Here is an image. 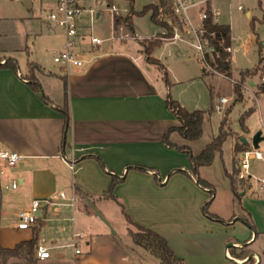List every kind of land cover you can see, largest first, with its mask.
Masks as SVG:
<instances>
[{
  "label": "crops",
  "instance_id": "1",
  "mask_svg": "<svg viewBox=\"0 0 264 264\" xmlns=\"http://www.w3.org/2000/svg\"><path fill=\"white\" fill-rule=\"evenodd\" d=\"M78 1L82 6L90 7L85 6L83 0ZM159 2L157 4L162 8L164 4ZM110 3L108 0L107 4ZM238 5L243 9L242 3L237 4V9ZM107 13L109 34L99 36L91 30L103 39L102 43L86 48L81 54L86 58L82 65L71 66L68 70L59 65L60 84L52 87L36 61H27L23 71L17 60L9 55L16 61L17 71L0 67V148L22 155L21 162L13 168L0 160V174L5 175L3 186L7 190L3 192L0 179V232L2 218L13 216L12 227L20 229L15 225L18 210L28 206L34 198L42 201L39 224L24 230V234L10 243L1 242L0 237V246L12 247L30 239L34 233L41 236L42 228H49L53 232L47 246L51 247L50 255L38 259L34 250L31 259L34 264H160L157 256L134 242L120 206L106 196L114 174L121 181L114 185L112 193L124 205L132 221L162 235L170 249L182 258L183 264H264V207L255 212L247 204V197L253 192L252 178H264L253 173L251 161H264V156L251 158L249 175L238 178L239 157L246 148L237 151L238 155L234 146L239 140L242 146L248 148L247 143H250L249 148L253 147L252 137L246 141L239 135L236 140V132L232 134L231 129L227 136L233 135L234 143L229 166L223 164L224 169H221L215 163V157L219 155L216 152L211 164L198 168L199 176L212 188L200 186L192 176L186 153L166 146L162 140L168 128L178 125L179 121L166 106L165 96L169 93L163 89L158 73L153 71V65L157 63L148 59L147 43L142 40H153L166 27L155 24L157 27L150 34H142L135 17L143 15L129 12L126 27L137 37L132 39L138 42L126 45L125 39H109L113 21ZM148 13L150 18V11ZM246 14L249 16V12ZM90 20L89 13L84 12L79 21L81 32L90 31ZM45 23L54 31L49 32L44 25L39 27L44 36H52L53 40L60 36L54 54L63 46V33L51 22L45 20ZM220 23L227 24L230 29V25L221 19ZM117 25L114 22L115 30ZM159 40L160 45L169 42ZM233 41L230 30L229 73H223L227 76L231 75ZM171 43L184 45L200 55L185 43ZM149 56L159 60L150 52ZM207 57V60L212 59V53ZM202 62L206 72L205 66L212 65ZM30 65H33L32 72L44 97L24 77ZM62 76L67 82L70 113V127L65 134L60 111L64 97ZM259 92L264 94V89L260 88ZM221 96L216 98L209 112H218L215 104ZM206 113L202 135L198 139L187 140L175 130L169 133L168 139L177 145L189 146L193 154H198L214 136L212 131L205 134V119L209 117ZM218 120L220 125L221 114ZM88 154L97 155L103 167L95 157L85 156ZM135 165L144 166L146 170L136 169ZM218 167L219 178L213 176ZM234 168L238 197L234 196L229 179ZM13 179L18 182L15 188L10 187ZM258 188L264 190L259 184ZM60 192L67 197L73 195L74 205L67 204L68 199L62 198ZM44 200H50L52 204H45ZM206 202L207 210L222 220L203 212ZM114 211L124 218L126 228L123 233L127 231L131 238L124 239L122 229H114ZM74 232L82 233L77 239L80 249L77 254L68 245Z\"/></svg>",
  "mask_w": 264,
  "mask_h": 264
},
{
  "label": "rangeland",
  "instance_id": "2",
  "mask_svg": "<svg viewBox=\"0 0 264 264\" xmlns=\"http://www.w3.org/2000/svg\"><path fill=\"white\" fill-rule=\"evenodd\" d=\"M118 10V13L125 14L127 10H140L147 3H158V0H109ZM167 0H164L165 5ZM213 4L220 10V19L230 25L231 36L235 39L232 42L233 51L231 53V75L227 76L220 72L214 65L205 66L203 71V62L200 55L194 53L190 48L171 42H164L161 45H155L150 55L158 58L164 65L167 72L166 78L161 76L164 72L161 67L153 65V71L159 75V81L170 96L177 99L188 110H205L209 117H206L204 124L205 134L211 131L214 135L219 129L218 117L224 120V128L232 134L236 132V140L239 135L246 141L257 131L264 137V94L260 95L259 90L264 89V0H212ZM85 6L92 8L106 7L108 0H102L96 3L95 0H83ZM242 3L243 9H237V4ZM162 4V5H163ZM167 6V5H166ZM164 8H167V7ZM249 12V16L246 14ZM88 15L86 16V18ZM47 18V9H40L37 1L34 0H0V56L12 55L21 69L24 71L26 62L36 61L43 68L46 78L52 87L60 84V75L62 74L59 65L53 61V50L58 46L60 36L54 40L51 37L44 36L39 27H47L49 32L54 31L49 27L45 20ZM136 24L142 34H150L157 25L149 18L147 12L141 17H135ZM109 16L106 11L100 12L90 20L94 33L99 36L109 34ZM39 32L41 34H36ZM53 33V32H52ZM59 33V32H58ZM152 39H158L157 36ZM149 45V39H143ZM137 40L125 39L126 45L135 44ZM260 47V52L259 48ZM28 49V50H26ZM10 57V56H9ZM259 59V61H258ZM230 60V58H229ZM4 58H0L3 62ZM258 65L257 72L239 84L240 92L233 93V86L236 82L238 71ZM211 65V64H210ZM38 67V66H37ZM234 78V80H232ZM249 80L256 82L251 84ZM167 83V84H166ZM259 94V95H258ZM225 95L229 98L223 105L221 112L210 111L209 108L214 104L217 97ZM254 99V96H257ZM248 110H251L244 116L243 123L241 116ZM232 129V130H231ZM234 136L225 137L222 144V151L215 158V162L221 169L229 166L233 154ZM250 143H247L249 148ZM240 149L247 148L241 145ZM262 156H264V138L258 145ZM239 155V152H236ZM214 160V157H213ZM235 161V159H234ZM224 164V167H223ZM217 169L216 175L220 177L221 171ZM251 169L258 177H264V161H251ZM236 169H234L235 171ZM4 174H0L3 192L6 179ZM253 192L247 197L249 208L256 209L264 207V190L258 188L257 180L252 178ZM94 209V208H93ZM92 209V210H93ZM115 212V211H114ZM100 219V215H97ZM102 220V219H101ZM1 242L10 243L16 237L24 234L28 229H14L12 227L13 216H7L1 220ZM114 229H122V237L128 239L130 235L124 234L126 223L119 213H114ZM23 230V231H22ZM53 233V232H52ZM49 228H42L39 233L44 239L45 246L50 245V239L53 237ZM131 238V237H130ZM72 249V247L70 246ZM51 251V247L49 249ZM155 257V255H154ZM34 258V255H33ZM158 258V257H157ZM160 264L161 261L158 258ZM0 264H34L29 260H24L19 256H8L4 260L0 258Z\"/></svg>",
  "mask_w": 264,
  "mask_h": 264
},
{
  "label": "built area",
  "instance_id": "3",
  "mask_svg": "<svg viewBox=\"0 0 264 264\" xmlns=\"http://www.w3.org/2000/svg\"><path fill=\"white\" fill-rule=\"evenodd\" d=\"M41 9H47L46 20L53 25L59 27L63 33V46L53 54V61L61 66L63 70H68L71 66H80L86 61L81 54L86 48L102 43L103 39L91 32V23L87 33L80 30L79 21L84 12H88L90 19L100 12L107 11L111 14L113 25L110 31L109 39H136L130 30L126 27L124 21L114 28L115 17L119 14L117 8L112 4H107L104 8L84 7L78 0H35ZM102 0H96L100 3ZM167 5V6H166ZM167 8H164V7ZM164 7L159 8V18L163 20L169 27H166L160 34L156 35L159 39L169 42L185 43L200 53L201 59L207 64V55L214 51V45L210 38L215 37L214 31H208L205 22L208 20L211 24H220V10L211 3V0H167ZM242 9V5H238ZM222 44V39L220 40ZM226 51H231L230 45L224 46ZM228 101V97L221 96L215 104V109L221 112L224 103ZM261 152L256 148H246L241 152L239 157V170L236 176L240 179L249 175V160L251 158H261ZM0 160L5 163L8 168L17 166L22 155L16 151L0 148ZM72 163L70 166L72 167ZM259 187L264 189V178H256ZM17 180L11 181L10 187L17 186ZM60 196L68 199L66 202L70 206L74 205L75 198L73 195L67 197L64 192H60ZM45 204H52L50 200H44ZM42 201L37 198L31 200L28 206L18 210L16 213V227L20 229H29L39 224L40 207ZM82 236L81 232H74L68 242L72 247L74 254L80 252L77 239ZM45 239L42 236L37 237L35 256L38 259L49 257V248L45 246Z\"/></svg>",
  "mask_w": 264,
  "mask_h": 264
},
{
  "label": "trees",
  "instance_id": "4",
  "mask_svg": "<svg viewBox=\"0 0 264 264\" xmlns=\"http://www.w3.org/2000/svg\"><path fill=\"white\" fill-rule=\"evenodd\" d=\"M130 1L132 2V0ZM163 2L164 0H160L159 3L163 4ZM148 11H150V19L153 23L167 27L169 31V27L167 26V24L159 18V5L158 4L147 3L143 5V7L140 10L136 11V10H133L132 8L131 10H129L130 13L132 14L134 13L136 15H144ZM129 12L124 16L122 15L116 16L115 17L116 25L120 21H124L126 25H129V19H130V15H128ZM205 26L208 31L215 32V37L210 38L214 45V51L212 52V59L210 58L209 60H206L207 63L214 65L216 69H218L222 73H229V69H228L229 62L227 60L229 53L224 49V46L229 45V42H230L229 26L224 23L211 24V22L208 20L205 22ZM221 39H222V44H220ZM159 43H160V40L158 39H153L149 41V45L147 46L146 50L148 53V59L151 62H154V63L156 62L158 66L161 67V70L164 72L163 78H166L167 72L164 66L159 62V60L149 56V52L151 51V49L155 45H158ZM2 57L4 58V61L0 62V67H8L12 69L13 71H17V68H18L17 63L12 57H9V56H2ZM2 57L0 56V58ZM258 67H259L258 65H254L250 68H245V69H241L238 71V78L233 86L235 94L240 92L239 84L241 82H244L247 78L252 77L257 72ZM32 70H33V65H30V68L26 72L24 77L28 79L30 86L36 92H38V94L41 97H44L37 83V78L32 72ZM62 80H63L64 97H63L62 105L60 106V111H62L63 113V119H64L63 132L65 134L70 127V113H69V107H68L67 82H66L65 76H62ZM165 103H166V106L169 108V110L176 116V118L179 121V124L174 127L168 128V130L163 136V139H162L163 143L166 146L176 148L180 151L185 152L188 157L189 163H190L192 176L194 177L196 182L202 187L212 188L208 181H206L205 179L199 176L198 168L202 165L211 164L214 154L216 152L221 153L222 143L225 137L229 133L228 130H226L223 126L224 120L222 119V121L220 122L218 132L212 137L211 141L207 143L205 147L198 154H193L189 146H186V145L181 146V145H177L171 142L168 139V135L172 130H175L187 140L193 141V140L198 139L202 135V121H203V117L206 111L202 109L188 110L186 107L182 106L176 99L172 98L169 94L165 96ZM248 113L249 111H246L244 115L241 116L242 123H243L244 116ZM234 150L237 152L242 149H240L238 147V144H236L234 146ZM85 156L95 157L100 163V165L103 167V163L97 155L88 154ZM133 167L136 169H140V170H146V167L144 166L135 165ZM234 169H233V172L229 175V179L231 182V190L234 196L238 197L239 193H238L237 187L235 186V179H234V173L236 172V170L234 171ZM171 173L172 172H170L169 174ZM119 181H121V178L112 174L111 182L109 184L106 196L114 199L120 206V210L126 220V223L128 224V233L131 235L134 242L148 249L153 255L157 256L160 259L161 264H183L182 258L177 256L170 249L166 239L162 235H160L154 230L138 225L132 221V219L126 212L124 205L112 193L114 185ZM207 206H208V202H206L203 205V212L206 215H208L211 218L222 220L217 215L210 213L207 210ZM36 241H37V234L34 233V235L30 239L17 242L12 247H1L0 246V258L4 260L8 256H19L24 260L32 261L31 259H32L34 250L36 249V245H37Z\"/></svg>",
  "mask_w": 264,
  "mask_h": 264
},
{
  "label": "water",
  "instance_id": "5",
  "mask_svg": "<svg viewBox=\"0 0 264 264\" xmlns=\"http://www.w3.org/2000/svg\"><path fill=\"white\" fill-rule=\"evenodd\" d=\"M243 139V138H242ZM261 139L260 136V131H257L253 136H252V140H251V144L254 148H257L258 146V141ZM244 140V139H243Z\"/></svg>",
  "mask_w": 264,
  "mask_h": 264
}]
</instances>
